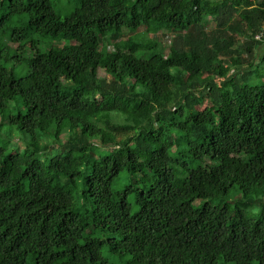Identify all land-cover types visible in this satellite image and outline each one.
Instances as JSON below:
<instances>
[{
  "label": "trees",
  "instance_id": "1",
  "mask_svg": "<svg viewBox=\"0 0 264 264\" xmlns=\"http://www.w3.org/2000/svg\"><path fill=\"white\" fill-rule=\"evenodd\" d=\"M75 2L0 0V264H264V0Z\"/></svg>",
  "mask_w": 264,
  "mask_h": 264
},
{
  "label": "rangeland",
  "instance_id": "2",
  "mask_svg": "<svg viewBox=\"0 0 264 264\" xmlns=\"http://www.w3.org/2000/svg\"><path fill=\"white\" fill-rule=\"evenodd\" d=\"M54 7L62 16H66L70 13V11L75 7L76 2L75 0H53ZM141 30H144L142 28ZM8 31V30H7ZM6 36V35H5ZM149 39H156L160 42H165V40L161 36V32L157 35H154L153 33H148L146 35ZM37 41H39V48L42 50H45L47 38L43 37L41 35H35L34 36ZM10 46L12 48H15L17 46L16 43H10ZM112 46L110 47V49ZM3 63L7 65L10 68H14L16 74L18 77L23 76L27 73L28 67L26 63L24 62H18L16 59H9L4 60ZM13 104H16V101H14ZM4 122V123H1ZM31 137L26 134L24 131L20 130L17 126L10 125L7 121H3L0 118V145L8 148L9 150H15L21 154L27 152V147L30 143ZM53 139L49 136H42L39 138V144L44 145L47 142L52 141ZM46 155H42L44 158ZM261 198H264L263 196H260ZM245 197L243 196L242 192L237 189L236 187L232 188L229 193L226 195V197L220 201L227 202L231 208H233L235 205H239L242 208H244L247 211H251V213H257L259 211V207H252L249 205H245L244 203ZM219 201H214V204L218 203ZM204 203V200H196L194 202V206L197 207L200 204ZM104 256L109 259L110 262L114 264H123V261L127 260L129 258V255H124V257H120L118 254H111L108 251L107 246L103 249Z\"/></svg>",
  "mask_w": 264,
  "mask_h": 264
},
{
  "label": "built area",
  "instance_id": "3",
  "mask_svg": "<svg viewBox=\"0 0 264 264\" xmlns=\"http://www.w3.org/2000/svg\"><path fill=\"white\" fill-rule=\"evenodd\" d=\"M256 38L258 40H264V28L259 34L256 35Z\"/></svg>",
  "mask_w": 264,
  "mask_h": 264
}]
</instances>
